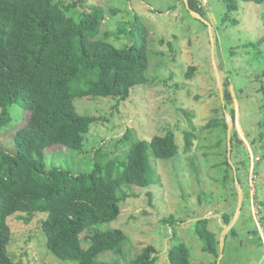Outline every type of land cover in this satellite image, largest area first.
<instances>
[{"label":"rangeland","instance_id":"1","mask_svg":"<svg viewBox=\"0 0 264 264\" xmlns=\"http://www.w3.org/2000/svg\"><path fill=\"white\" fill-rule=\"evenodd\" d=\"M56 1L99 6L106 15L103 32L128 30L139 16L150 31L152 62L149 83L133 89L128 100H77L79 113L98 122L86 136L82 151L48 149L47 165L89 173L98 150L110 157L127 150L121 141L127 133L134 140L150 142L173 131L179 146L174 159L152 160L158 182L148 188L132 186L118 221L103 226L126 233L123 254L107 252L98 261L130 264L153 246L158 264H169V251L184 243L190 248L191 264H264V44L258 49L247 46L264 36V4L241 3L238 12L230 13L224 0H195L205 13L202 17L192 15L184 0ZM120 39L111 42L117 47L128 42L124 34ZM191 68L196 71L188 78ZM226 87L232 96L228 110ZM11 113L12 123L0 131V149L6 151L13 150L17 132L31 117V112L20 108ZM231 120L235 125L229 141ZM187 133L192 135L189 151ZM240 192L241 214L233 227L235 234L230 235L231 230L225 237L223 255L204 253L197 223L207 219L209 230L221 243L229 226L225 215L232 222L239 215ZM44 219L43 214L9 218L12 259L21 264H75L59 261L48 251L41 228Z\"/></svg>","mask_w":264,"mask_h":264},{"label":"trees","instance_id":"2","mask_svg":"<svg viewBox=\"0 0 264 264\" xmlns=\"http://www.w3.org/2000/svg\"><path fill=\"white\" fill-rule=\"evenodd\" d=\"M224 1L230 13L238 12L241 3L264 4V0ZM188 4L189 12L205 17L195 0ZM78 5L85 6L81 1L65 5L56 0H0V131L12 123L14 108L31 112L27 126L12 142L13 150L0 149V264H21L8 249L9 218L20 214L45 215L41 221L45 244L59 261L110 264L98 258L107 252L122 255L127 236L121 229L103 226L118 221L132 186L148 188L158 182L152 160H172L179 154L173 131L150 142L134 140L127 133L121 140L127 150L115 157L98 150L89 173L47 165L48 149L82 151L98 122L79 113L77 100L126 101L133 89L149 83L152 44L147 24L136 16L128 30L103 32L104 11ZM123 34L128 42L115 46L111 39L121 41ZM263 44L264 36L247 46L258 49ZM195 71L191 68L188 78ZM225 101L228 110L232 103L228 87ZM232 117L235 121L234 111ZM186 140L189 151L191 133ZM224 163L233 169L228 160ZM232 220L225 215L226 225ZM208 226L207 219L199 221L196 235L204 253L219 257L220 240ZM157 254L155 247L148 246L130 264H158ZM190 259L184 243L169 251V264H191Z\"/></svg>","mask_w":264,"mask_h":264},{"label":"water","instance_id":"3","mask_svg":"<svg viewBox=\"0 0 264 264\" xmlns=\"http://www.w3.org/2000/svg\"><path fill=\"white\" fill-rule=\"evenodd\" d=\"M184 1H185L186 5H187V8L189 9L188 0H184ZM191 14L194 15V16L197 15V13H195V12H193V11H191ZM198 15H199V14H198ZM206 23H207V21H206ZM209 27H210V36H211V41H212V47H213V50H214L215 42H214V39H213V33H212V31H211V26L209 25ZM214 68H215V72H216V75H217V79H218V81H219L220 90H221L222 95H223V87H222V85L220 84V80H221V78H220V75H219V72H218V70H217V66H216L215 62H214ZM234 125H235V123L231 120V122H230V124H229V141H231V133H232V129H233ZM242 200H243V199H242V195H241V192H240L239 215H238V217L235 219V221H233V222H232V223H231V224L225 229V231H224V233H223V238H222L221 243H220V256L223 255V252H224V249H225V237H226V236L230 233V231L233 229V227L235 226V224H236V222H237V220H238V218H239V216H240V214H241V210H242Z\"/></svg>","mask_w":264,"mask_h":264}]
</instances>
